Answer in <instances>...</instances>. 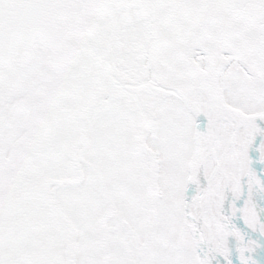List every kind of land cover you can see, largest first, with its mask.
Returning <instances> with one entry per match:
<instances>
[{
    "label": "snow or ice",
    "instance_id": "obj_1",
    "mask_svg": "<svg viewBox=\"0 0 264 264\" xmlns=\"http://www.w3.org/2000/svg\"><path fill=\"white\" fill-rule=\"evenodd\" d=\"M0 264H264V0H0Z\"/></svg>",
    "mask_w": 264,
    "mask_h": 264
}]
</instances>
